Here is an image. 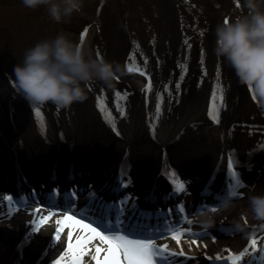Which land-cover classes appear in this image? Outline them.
I'll return each mask as SVG.
<instances>
[{"label":"bare ground","instance_id":"1","mask_svg":"<svg viewBox=\"0 0 264 264\" xmlns=\"http://www.w3.org/2000/svg\"><path fill=\"white\" fill-rule=\"evenodd\" d=\"M6 2L10 3V5L12 4L13 10L5 15L1 14V17L3 16L6 19L16 18L17 22H22L20 15L26 13L27 8L21 4L20 0H7ZM43 9L47 10V6H41L35 11ZM89 98L88 96V99L83 102L84 106L80 111H75L73 105L70 109L60 112L61 115L59 114V117L61 121H64V124L62 127H54L57 130L56 133L48 127L46 132L50 136L47 140H45L46 136L44 138L41 137L42 134L32 121H24L22 126H16V124V129L15 127L14 129L12 128L13 133L11 135L5 132L2 133L5 125L0 121V178L4 180L3 185H0V264H55V261L63 255L64 250L67 248L68 233L72 231L71 229L64 227L60 233V239H56L57 228L60 227L56 221L65 219L63 217L64 214L37 208L36 205L41 201V197L32 199L39 192L33 187L37 183V175L41 177L56 175L58 179H62L68 175L67 173L73 171V175H81L85 179L88 176V182H90L92 176L93 184H89L90 189L83 194V198H79V205H83L87 200L95 198L96 201H101L103 198L108 199L110 196H114L109 193L108 190L110 189L103 186V181L99 182L97 180L108 181V186L115 190L116 185L110 178L114 177L117 180L123 179L124 181L126 180L125 174L126 172L128 173L127 170L130 168V175L136 174L132 176V182L128 185L130 189L128 195L132 197V199L129 198L128 205L131 208L135 206V213L136 208L142 212L141 217L145 220H149L151 223L158 222V225H162L161 222L163 220L160 215L152 212V209L147 206L153 200L154 204L158 203L159 208L161 201H163L164 190H172L171 184H173V180L170 181L171 178L169 180L165 176L163 177L160 172L161 169L159 170L158 168V164L161 163L164 152L167 150L164 146L167 145L170 148L169 151L172 150L170 155L173 157L172 160L175 161V164L179 168L183 166L186 172L194 174V176L186 179L183 177V181L179 180V182L184 183L187 189L182 196H179L180 198L167 195L168 200L172 203L171 207L174 208L171 210L173 214H171V211L169 213L172 215V221L175 222V219H179V217H176V215H181L178 211L179 207H183L184 212L188 211V209H197L193 201H198L199 195L192 192V188L195 187L191 188V183H194L201 193L204 191L210 196L223 191L224 195L218 197V200L215 201L218 204L228 199L234 184L232 170L228 168L229 160L233 163V170L241 174V182L245 181L246 183H244L247 186L249 185L253 188L252 191L241 187L236 189L239 195L244 194L245 201L243 200L242 202L246 203V209L249 196L264 194V144L262 142L255 144L256 148L253 149V155L236 151L232 148V146H235H231L229 143L239 145L236 143L240 142L242 136L238 135L235 138H228L221 136V133H223L221 130H219L220 133L217 131L211 132L209 125L207 128L203 120L206 115L203 113L204 107L202 103H200L201 105L199 104L200 106L193 103V107L191 108L192 105L189 107V111L184 118L183 116H178V121L174 120L172 127L163 129V133L159 134V143L146 136V134L148 135V128L145 123V115L143 116V122L140 119L138 125L122 123L118 124L116 130L109 126L111 122H108L109 119L106 116L94 118V123H90L89 115H93V108ZM73 114H76L75 118L68 123V119ZM224 122L221 125H224ZM236 122L237 120L233 119L229 124L233 126ZM107 127H111V130ZM178 127L179 130L177 132L179 133L181 129H186L187 132L188 130L198 131V137L192 133L190 135L196 139V142L203 141V143L193 144L191 147L181 149L179 142L168 140V136L172 135L171 133ZM61 130H63L62 141L58 133ZM65 143L67 144L64 145ZM21 164L24 171L19 175L21 176L20 178L13 180L9 175H12L15 166ZM127 182L129 183V180ZM20 184H23L20 188V193L22 192L24 198L27 199L26 205L18 197L16 198L19 201L15 197L13 198L15 194L12 192L15 190L19 191L17 186ZM78 187H74L73 190L79 195L83 190L76 191ZM41 188L47 190L46 185ZM142 189L145 193L140 192ZM60 190H65L61 184L59 187L57 186L56 192ZM7 197H12V199L8 200ZM106 199L105 202L110 203L106 205L108 209L114 203L115 208H112L111 212L117 215V210L120 209V204L117 202L123 204V200L115 201V197L114 201H107ZM173 199L177 201L174 205ZM234 200L235 198L233 197V202ZM40 204L43 206V203ZM240 204L241 201L238 200L234 202L235 206L232 210L214 213V223L211 227L219 225L222 221H224L222 224L231 225L233 221L229 218H231V214L234 217L237 216L235 210ZM116 205L119 207H116ZM50 212L55 214L49 215ZM169 214L167 217H169ZM195 218L192 216L191 219L182 220L184 222L181 225H185L190 231L200 232V228L195 225ZM235 218L240 222H237V224L234 222L238 226L230 229L232 238H226V234L223 231H215L213 228L214 231L212 233L218 239L217 243L212 242L211 239L205 236L206 238L198 241L201 251H197V247L193 244L189 248L193 247L192 249H195L194 253L197 255L200 253L201 256H206L208 251L202 249L204 245L208 244L210 247L218 248L219 250L220 246H225L228 243L232 252L227 254L230 255L232 261H238L236 257L243 251L245 255L243 259H239V262L244 264H264V222L256 221L251 217L250 213L247 215L244 213L242 217L237 216ZM41 220L47 221L45 225H40L39 230H37V225L42 224ZM187 220H191L192 223H187ZM65 223L67 224L68 221L65 220ZM164 224L167 223L164 222ZM240 224L244 225V227L241 228ZM205 226L203 225V227ZM211 227H206L205 229ZM238 233L241 235L238 236ZM256 233L259 237H256ZM86 234V231L81 232L79 227H77L73 235V242H75L77 237ZM253 236L257 238L258 248L253 251L251 256H248L247 250L251 246L250 242ZM188 240L185 237L181 241V244H184V249L186 246L185 241ZM96 246H100V243L96 240L89 245V254L84 257L87 259L86 263L96 264L92 260V256L96 254L94 251ZM192 262V260H188V263Z\"/></svg>","mask_w":264,"mask_h":264},{"label":"rangeland","instance_id":"2","mask_svg":"<svg viewBox=\"0 0 264 264\" xmlns=\"http://www.w3.org/2000/svg\"><path fill=\"white\" fill-rule=\"evenodd\" d=\"M237 2L239 0H85L83 13L75 14L69 23L35 16L18 25L0 26V121L5 125L2 133L11 135L14 127L22 126L24 121H32L39 131L38 123L45 117L49 122L52 117L53 128L60 125L61 118L57 115L62 109L45 105L38 107L42 117L37 116V108H32L23 95L13 89L11 81L15 79L14 67L23 59L27 48L59 32H67L73 41L92 49L93 54L99 53L126 69L111 87L100 82L89 85L88 96L93 108L90 123H94V118L106 116L108 122L116 125V117L121 116L124 122L129 120L132 125H138L144 115L154 110L158 115L166 113L168 121L164 125L173 126L174 120L177 122L178 116L184 118L193 103L197 106L202 103L204 112L213 111L215 93L216 108L225 102L228 120L238 117L236 135L245 136L251 142L247 137L249 128L261 125L257 134L264 138V97L242 84L234 69L214 53L215 27L243 11ZM129 68L133 71L129 72ZM149 81L152 89L147 91ZM101 99L106 104L104 112L98 106ZM187 104L189 106H184ZM73 105L75 111L84 106L83 103ZM74 116L76 114L67 122ZM203 120L208 128L211 119ZM217 130L222 131V128Z\"/></svg>","mask_w":264,"mask_h":264},{"label":"clouds","instance_id":"3","mask_svg":"<svg viewBox=\"0 0 264 264\" xmlns=\"http://www.w3.org/2000/svg\"><path fill=\"white\" fill-rule=\"evenodd\" d=\"M29 9L47 6L48 17L56 23H69L84 10L85 0H20ZM243 11L226 18L215 27L217 57L223 58L235 71L239 81L252 87L259 96L264 89V0H239ZM13 89L23 95L32 108L52 104L67 110L88 99L89 85L97 82L109 87L126 71L118 62L109 61L83 43L73 41L71 34L59 32L27 48L23 59L14 67ZM264 97V96H262ZM245 215L264 222V194L248 197ZM233 196L206 210H198L196 219L211 227L213 214L230 211ZM241 228L244 225H239Z\"/></svg>","mask_w":264,"mask_h":264},{"label":"snow or ice","instance_id":"4","mask_svg":"<svg viewBox=\"0 0 264 264\" xmlns=\"http://www.w3.org/2000/svg\"><path fill=\"white\" fill-rule=\"evenodd\" d=\"M238 6V2H237ZM86 35V33H85ZM135 57H133L134 59ZM139 71V68L135 69ZM129 72H132L133 69L129 68ZM152 89V84L149 81L147 85V91ZM119 95V93H117ZM261 95L264 96V89H261ZM126 98V97H125ZM220 99L222 100L223 97L221 96ZM213 103L212 108L214 111H210V117L215 121L219 122L218 120V110H216V94H213L212 97ZM98 106L100 110L104 112L106 110V104L104 100L98 101ZM157 111H159V106L157 107ZM37 116L42 117V113L40 112L39 108L36 109ZM228 168L232 170V179L234 184L230 190V193L233 197H237L239 195L238 189L242 187V182L239 179L238 173L233 170V163L231 160L228 162ZM175 175V174H174ZM175 183V190L177 193L185 192V185L182 182H174ZM127 186V185H125ZM75 195V193H73ZM8 200H11L12 197H7ZM129 201L127 198L123 200L124 205H128ZM73 207L70 205V208ZM207 208V205H205ZM115 208V205L109 207V212L111 209ZM118 214L115 217L114 223H107V228L109 230H113L114 234L105 235L104 232L98 230L97 227H93L91 223H83L80 219H77L75 215H68L65 213V219L57 220L56 223L60 227L57 228L56 232V239H60V233L63 231L64 227L71 229L68 233V245L67 248L64 250L63 255L60 256L58 260L55 261V264H84V257L89 254V245L92 244L93 241L99 240L101 245L104 247L96 246L94 251L95 255L92 256V260L96 262V264H161V258L164 257V253L167 251V245H163L158 247L156 244V240L160 239L162 236H166L169 233L172 234V238L179 241V235L188 234L194 237V239L201 238V233H193L190 230H182L181 224L184 222L182 220H177L174 223H169L166 229L161 231L159 235L153 238H139L133 237L130 238L132 233L122 227L121 217L124 215V209H118ZM178 211L180 213L184 212L183 207H179ZM55 213H49V215H54ZM108 219H111V216L102 218V222H106ZM65 220L68 223H65ZM44 220H41V223H44ZM187 223L191 224V220H187ZM40 224L37 225V230H39ZM79 227L81 232H87L86 235L79 236L76 238L75 242H73V235ZM123 233V234H121ZM179 233V235H177ZM251 247L253 249L257 246V238L255 236L251 239ZM104 253L101 256V253ZM172 257L175 256H183L184 253L181 251L180 253H171ZM245 253L242 251L239 256L236 257L237 260L240 257H243ZM219 259V257H217Z\"/></svg>","mask_w":264,"mask_h":264}]
</instances>
